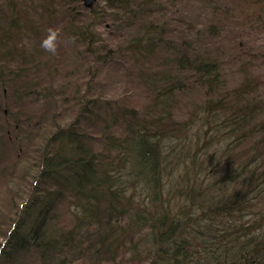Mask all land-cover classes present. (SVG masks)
<instances>
[{"label": "trees", "instance_id": "16d2710c", "mask_svg": "<svg viewBox=\"0 0 264 264\" xmlns=\"http://www.w3.org/2000/svg\"><path fill=\"white\" fill-rule=\"evenodd\" d=\"M153 1L0 0V264H264L261 82Z\"/></svg>", "mask_w": 264, "mask_h": 264}, {"label": "rangeland", "instance_id": "374dc122", "mask_svg": "<svg viewBox=\"0 0 264 264\" xmlns=\"http://www.w3.org/2000/svg\"><path fill=\"white\" fill-rule=\"evenodd\" d=\"M152 5L162 7L163 20L173 18L172 13L183 18V22L195 25L200 48L207 50L211 58L219 60L223 92L230 91L246 76H254L261 82L259 93L264 98L263 2L257 4L256 0H154ZM124 76L123 71L118 76L122 83L125 82ZM101 84L106 83L103 81ZM110 86L111 84L106 85L108 90L116 88ZM96 90L99 91L98 87ZM136 93L138 94L135 99L142 108L150 99L141 94V90ZM103 95L118 98L120 91ZM207 97L206 88L201 87H196L191 92L180 93L171 105L173 114L181 120L194 117L195 108L202 109ZM197 126L198 122L194 126V131ZM174 207V211L178 209L177 205Z\"/></svg>", "mask_w": 264, "mask_h": 264}, {"label": "clouds", "instance_id": "9594fccd", "mask_svg": "<svg viewBox=\"0 0 264 264\" xmlns=\"http://www.w3.org/2000/svg\"><path fill=\"white\" fill-rule=\"evenodd\" d=\"M61 30L58 28H48L47 34L40 43V47L47 53L57 54Z\"/></svg>", "mask_w": 264, "mask_h": 264}, {"label": "water", "instance_id": "95a60500", "mask_svg": "<svg viewBox=\"0 0 264 264\" xmlns=\"http://www.w3.org/2000/svg\"><path fill=\"white\" fill-rule=\"evenodd\" d=\"M86 7H91L96 0H82Z\"/></svg>", "mask_w": 264, "mask_h": 264}]
</instances>
